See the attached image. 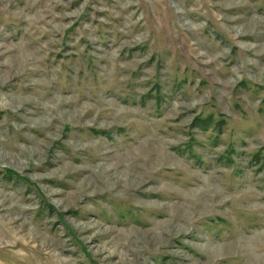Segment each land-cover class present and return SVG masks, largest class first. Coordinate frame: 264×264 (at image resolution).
I'll return each mask as SVG.
<instances>
[{
  "label": "rangeland",
  "instance_id": "rangeland-1",
  "mask_svg": "<svg viewBox=\"0 0 264 264\" xmlns=\"http://www.w3.org/2000/svg\"><path fill=\"white\" fill-rule=\"evenodd\" d=\"M0 264H264V0H0Z\"/></svg>",
  "mask_w": 264,
  "mask_h": 264
}]
</instances>
